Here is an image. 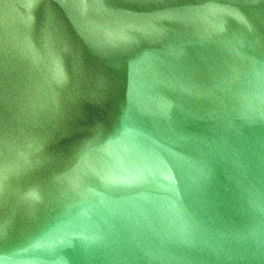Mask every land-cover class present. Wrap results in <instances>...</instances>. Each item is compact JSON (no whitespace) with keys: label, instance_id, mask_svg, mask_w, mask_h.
Instances as JSON below:
<instances>
[{"label":"water","instance_id":"1","mask_svg":"<svg viewBox=\"0 0 264 264\" xmlns=\"http://www.w3.org/2000/svg\"><path fill=\"white\" fill-rule=\"evenodd\" d=\"M0 264H264V0H0Z\"/></svg>","mask_w":264,"mask_h":264}]
</instances>
